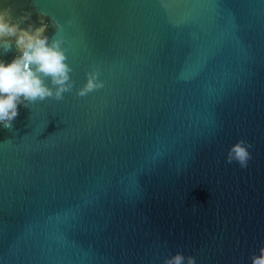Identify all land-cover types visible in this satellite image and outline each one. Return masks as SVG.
<instances>
[{
    "label": "water",
    "instance_id": "water-1",
    "mask_svg": "<svg viewBox=\"0 0 264 264\" xmlns=\"http://www.w3.org/2000/svg\"><path fill=\"white\" fill-rule=\"evenodd\" d=\"M0 4L37 27L43 16L49 38L64 27L75 81L0 125V264H251L264 246V0ZM88 71L105 87L81 98ZM241 139L247 169L226 163Z\"/></svg>",
    "mask_w": 264,
    "mask_h": 264
},
{
    "label": "clouds",
    "instance_id": "clouds-1",
    "mask_svg": "<svg viewBox=\"0 0 264 264\" xmlns=\"http://www.w3.org/2000/svg\"><path fill=\"white\" fill-rule=\"evenodd\" d=\"M40 17L37 27L32 22V12L16 16L11 6L0 4V55L9 53L13 46L17 51L11 63L0 59V125L6 129H12L19 115L18 105L28 108L47 99L62 101L65 93H71L75 87L71 78L73 68L64 47L67 43L64 27L55 22V35L49 38L46 35L49 25ZM86 76V84L76 93L81 98L105 87L99 71H88ZM252 147L246 140H239L229 149L226 163H237L247 169ZM163 264H197V260L177 253L164 259ZM251 264H264V246L259 255L251 257Z\"/></svg>",
    "mask_w": 264,
    "mask_h": 264
}]
</instances>
